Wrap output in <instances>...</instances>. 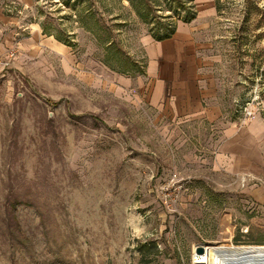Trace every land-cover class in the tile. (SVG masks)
Listing matches in <instances>:
<instances>
[{
    "label": "rangeland",
    "instance_id": "obj_1",
    "mask_svg": "<svg viewBox=\"0 0 264 264\" xmlns=\"http://www.w3.org/2000/svg\"><path fill=\"white\" fill-rule=\"evenodd\" d=\"M131 1L33 0L22 20L44 34L3 42L0 264H196L198 247L264 245V0ZM169 25L211 77L212 120L149 81L146 39Z\"/></svg>",
    "mask_w": 264,
    "mask_h": 264
},
{
    "label": "crops",
    "instance_id": "obj_2",
    "mask_svg": "<svg viewBox=\"0 0 264 264\" xmlns=\"http://www.w3.org/2000/svg\"><path fill=\"white\" fill-rule=\"evenodd\" d=\"M33 0H0V55H6L7 50L3 49V42L6 38H12L18 34L22 43H26V37L31 39L43 35L39 23H31L26 27V21L22 17L26 15V10L32 5ZM213 9L212 4H210ZM202 10L205 8L201 6ZM211 11L210 13H212ZM26 30H29L26 34ZM146 51L148 63L146 74L149 81H166L165 92L174 104L177 101L184 103V115L189 118L202 117L211 120L217 117L216 108H203L200 105L202 95L214 94L213 84H205L202 90V81H212L210 75H206L200 69V60L194 57L191 38L184 34H176L167 40L153 41L146 39ZM16 58L11 69L15 67ZM163 83V82H162ZM154 92H152L153 95ZM202 94V95H201ZM236 128L226 131V143L224 149L220 148V153L228 154L225 157L232 159L236 156L230 143L236 142ZM223 154V156L225 155ZM222 155V154H221Z\"/></svg>",
    "mask_w": 264,
    "mask_h": 264
},
{
    "label": "bare ground",
    "instance_id": "obj_3",
    "mask_svg": "<svg viewBox=\"0 0 264 264\" xmlns=\"http://www.w3.org/2000/svg\"><path fill=\"white\" fill-rule=\"evenodd\" d=\"M194 259L197 264H264V245L208 246Z\"/></svg>",
    "mask_w": 264,
    "mask_h": 264
},
{
    "label": "trees",
    "instance_id": "obj_4",
    "mask_svg": "<svg viewBox=\"0 0 264 264\" xmlns=\"http://www.w3.org/2000/svg\"><path fill=\"white\" fill-rule=\"evenodd\" d=\"M176 1V0H175ZM193 0H187V2H188V4H191V2H192ZM181 2H185V0H182ZM131 4L132 5H134L133 4V0L131 1ZM139 6V9H138V7H137V11L139 12L138 14H141V16H142V21L143 22H145V23H148V24H151V25H154V23H153V20H156V18L153 16V14H152V12H154V10H155V5H150L148 2L145 4L143 1H140V5H138ZM177 7L179 8V9H187L186 10V15H183L184 17H179V18H182L181 20L182 21H189V20H191V19H193L194 18V16H195V13H194V11H193V6H191L190 5V7L188 6V7H186V5H184V3L182 4L181 3V5L180 4H177ZM191 7H192V11H191ZM144 9L145 11L147 10L148 12H150V17H147V16H144L141 12H140V10L141 9ZM177 16H179V14L177 15ZM173 26H174V24H173ZM173 26H171V25H169L168 27H165V28H158V29H156V28H154V27H151V32H150V34H151V36H152V38H154L156 41H163V40H167V39H169V37L171 36V34L173 33ZM162 29H164V31H163V33L161 32V30ZM166 30H168L169 32H167ZM162 34H161V33ZM142 248H146L145 247V245H143V247Z\"/></svg>",
    "mask_w": 264,
    "mask_h": 264
},
{
    "label": "built area",
    "instance_id": "obj_5",
    "mask_svg": "<svg viewBox=\"0 0 264 264\" xmlns=\"http://www.w3.org/2000/svg\"><path fill=\"white\" fill-rule=\"evenodd\" d=\"M16 57L15 49H9L6 55H0V74L5 73L11 69L13 61Z\"/></svg>",
    "mask_w": 264,
    "mask_h": 264
},
{
    "label": "water",
    "instance_id": "obj_6",
    "mask_svg": "<svg viewBox=\"0 0 264 264\" xmlns=\"http://www.w3.org/2000/svg\"><path fill=\"white\" fill-rule=\"evenodd\" d=\"M196 252H198V253H201V252H203V248L202 247H198L197 249H196ZM197 264V263H196ZM238 264V263H237Z\"/></svg>",
    "mask_w": 264,
    "mask_h": 264
}]
</instances>
